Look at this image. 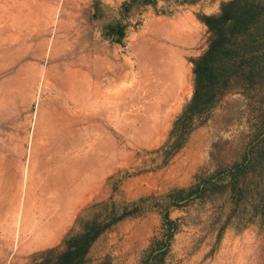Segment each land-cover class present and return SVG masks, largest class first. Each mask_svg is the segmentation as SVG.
<instances>
[{"label":"rangeland","instance_id":"374dc122","mask_svg":"<svg viewBox=\"0 0 264 264\" xmlns=\"http://www.w3.org/2000/svg\"><path fill=\"white\" fill-rule=\"evenodd\" d=\"M223 1L0 0V264H264V76L186 115Z\"/></svg>","mask_w":264,"mask_h":264},{"label":"trees","instance_id":"16d2710c","mask_svg":"<svg viewBox=\"0 0 264 264\" xmlns=\"http://www.w3.org/2000/svg\"><path fill=\"white\" fill-rule=\"evenodd\" d=\"M202 20L213 36L192 61L194 84L186 115L210 107L233 79L252 82L264 76V0H225L217 12L202 15ZM115 29L121 31L120 25L108 28L107 34ZM106 224L86 226L64 240L57 253L44 255L43 262L80 264L89 244Z\"/></svg>","mask_w":264,"mask_h":264}]
</instances>
